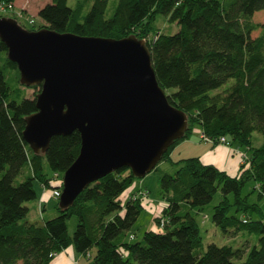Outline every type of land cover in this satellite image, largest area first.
<instances>
[{"label":"trees","instance_id":"obj_1","mask_svg":"<svg viewBox=\"0 0 264 264\" xmlns=\"http://www.w3.org/2000/svg\"><path fill=\"white\" fill-rule=\"evenodd\" d=\"M68 1L51 0L42 7L37 16L44 26L30 31L48 28L84 37L144 40L160 87L187 117L184 136L160 161L176 168L174 175L159 178L166 224L161 232L146 231L141 241L122 238L143 206L141 199L122 200L137 179L127 168L91 183L68 208L57 205L56 217L27 219L25 204L37 198L35 182L54 188L44 163L62 177L79 154L81 137L76 131L55 136L45 153L32 152L22 132L25 118L37 111L40 85L20 83L17 66L0 41V264H50L69 247L82 255L94 249L92 264H264V211L242 194L249 179L259 197L264 194V27L251 21L264 10V0H117L109 16L110 0H73L72 6ZM159 15L175 23L177 32L155 29ZM259 27L261 33L251 37ZM30 88L39 90L29 97ZM195 124L213 143L224 137L230 147L243 150L248 169L231 177L198 157L172 161V150L189 138ZM254 132L262 136L259 146L253 145ZM216 194L214 225L231 238L255 235L256 243L236 248L209 244L202 250L192 211H202ZM73 216L78 223L69 235L67 222Z\"/></svg>","mask_w":264,"mask_h":264},{"label":"water","instance_id":"obj_2","mask_svg":"<svg viewBox=\"0 0 264 264\" xmlns=\"http://www.w3.org/2000/svg\"><path fill=\"white\" fill-rule=\"evenodd\" d=\"M0 41L26 87L40 85L23 140L45 153L55 136L78 132L79 154L63 173L59 208L120 168L144 178L181 139L187 117L160 87L144 40L30 31L0 17Z\"/></svg>","mask_w":264,"mask_h":264},{"label":"rangeland","instance_id":"obj_3","mask_svg":"<svg viewBox=\"0 0 264 264\" xmlns=\"http://www.w3.org/2000/svg\"><path fill=\"white\" fill-rule=\"evenodd\" d=\"M50 2L51 0H16V3H13L12 5L13 6L12 10H4V11L0 10V15H2L3 17L15 18V15L21 12L23 16L21 18H18V22L22 27H24L27 30H31L33 29V27L39 28L41 26H44V23L38 18L37 13L42 7L49 4ZM116 2L117 0L109 1L108 10H107L108 16L111 15ZM73 3H74L73 0L68 1V5L70 6H72ZM30 21H33V24H31ZM251 21L254 24H258L264 27V10L254 13V15L251 18ZM154 26L155 29H157L160 33H164V34H173L178 30V27L175 23L168 22V20L162 15L157 16ZM262 27H259L257 30L253 31L251 33V37L254 38L258 36L261 33ZM148 38L149 40L152 39L151 37ZM38 90L39 89L37 88L34 89L30 88L26 90V94L29 97H31L34 93H37ZM219 91H222V89H220ZM201 134L202 131L200 126L195 124L192 128L189 138L186 139L192 144L187 143V141L184 140L186 142L183 143L178 149H176V151L172 155V158L174 160H179L183 158L195 157L199 149H201L202 146H205L206 144L201 141ZM262 141L263 139L261 134L254 132L252 137L253 145L258 146L262 143ZM228 148L237 149L235 146H231ZM246 167L247 165L244 167L241 166L240 169L242 168L245 169ZM175 170H176L175 166H173L170 162L162 161L159 164H157L155 169L152 170L149 174H147L144 178L141 179L137 178L133 181L129 189L135 191L136 193L140 191L145 192L147 193V195L143 197V200H141L143 206L137 222L134 224V226L130 231L124 234L122 238L130 241L131 240L130 235H133L134 239L132 241L135 242L141 241L143 234L146 231L157 228L158 217L162 215V210L164 207V200L162 198L161 189L159 186V178L164 174L174 175ZM44 173L48 178L52 180L50 182L53 183L55 174H53L52 171L49 169L47 163H44ZM255 186L256 185L253 179H249L244 185L242 194L243 196H248L247 199L249 203H257L259 205L264 202V196L259 197L258 192L255 190ZM35 188L37 191L36 200L25 204L30 209L27 219L29 221L41 222L42 220H49L56 217L58 215L57 205L59 200L51 196L50 192L52 190L49 189L47 191L48 197L45 200V205H44L45 209H44V207L42 206L43 200L41 199V195L43 191L41 183L36 181ZM218 201H219V194H216L212 203L206 206L202 211L194 214V217L198 222L200 228V234L202 237V250H205L209 244H215L217 246L228 245L236 248L246 245L249 240L256 243L257 236L255 235H248L246 233L245 234L243 233V235H240V237L238 238L236 237L231 238L223 234L221 230H219L214 225L211 216H212L213 206H215L218 203ZM41 206L43 208L40 210ZM254 217L255 216H253V219ZM77 223H78V219L75 216H73L71 219L68 220L67 228L69 235H72L74 233ZM71 250L75 257L71 259L72 260L74 259V261L76 260L78 261V262H74L73 264H92L91 255H93L95 251L94 249L91 250L87 255L78 254L73 249V247H71ZM60 254L58 256L53 257V259L51 260V264H60V262H63L62 264H67L63 261L64 255H60ZM16 264H22V263L17 262Z\"/></svg>","mask_w":264,"mask_h":264},{"label":"crops","instance_id":"obj_4","mask_svg":"<svg viewBox=\"0 0 264 264\" xmlns=\"http://www.w3.org/2000/svg\"><path fill=\"white\" fill-rule=\"evenodd\" d=\"M16 3V0L15 2ZM187 143H190L188 140H186ZM186 141H183L182 143L178 144L171 152L170 154V158L172 161L176 162L178 160H174L172 158V155L173 153L176 151V149H178L183 143H185ZM202 141V140H201ZM204 142V141H202ZM206 143L205 146H202L201 149H199L198 153H196L195 157H198L200 159V161L202 162V164L204 165H213L214 167H216L217 169H219L220 171H223L225 172L227 175L231 176V177H236V176H239L244 170H247L248 169V165L247 167L244 169H240V167H244L246 166V163L244 162H241L240 160V156L237 155L235 152H234V149L232 148H228L227 146L225 145H222V144H218V143H213V142H204ZM192 144V143H190ZM194 144V143H193ZM196 145V144H195ZM261 145V144H260ZM259 146V145H258ZM240 151V150H239ZM183 159H187V158H183ZM181 160V159H179ZM52 181V180H51ZM51 183V182H50ZM128 188L124 194L122 195V200L126 201L129 199V197L135 193V191L133 190H130ZM37 192V191H36ZM47 191H42V195H41V199L43 200V207L45 205V200L47 199ZM130 195V196H129ZM264 196V194H263ZM164 205H165V202H164ZM261 209L264 211V202L262 204H259ZM40 207V210L43 208V207ZM45 209V207H44ZM195 213H198L196 210H193L192 211V214H195ZM240 235H243V233H239L236 238L240 237ZM250 237V236H248ZM126 241H128L127 239H125ZM247 244H249L250 246L253 245V241L249 240L247 242ZM64 253V254H62ZM59 255V254H58ZM57 255V256H58ZM60 255H64L63 256V261L67 264H73L74 262H78L77 260L74 261V259L72 260L71 258H75L74 257V254L71 250V247L66 249L65 251L61 252ZM73 261V262H72ZM63 262H60V264H62ZM51 264V262H50Z\"/></svg>","mask_w":264,"mask_h":264},{"label":"built area","instance_id":"obj_5","mask_svg":"<svg viewBox=\"0 0 264 264\" xmlns=\"http://www.w3.org/2000/svg\"><path fill=\"white\" fill-rule=\"evenodd\" d=\"M13 9V6L12 5H6V4H0V10L4 11V10H12ZM23 15L21 12H19L17 15H15V17L17 18H21ZM31 24H33V21H30ZM156 40V38H155ZM201 140L204 141V142H214L212 139H209L207 138L203 133L201 134ZM218 144H222V145H225L227 147H230L229 145V142L224 138V137H220L218 139ZM234 152L240 156L241 158V162H244L246 163V165L249 166V161H248V157H247V154L243 151H239L238 149H234ZM52 186H54V188H52L50 194L51 196H53L54 198L58 199L60 198L61 196V192H62V185H63V180H62V177H60L59 175L55 174V177H54V181L53 183H50ZM42 188L44 191H48L49 188H46L44 185H42ZM147 195V193L145 192H135L134 194H132L130 198H132L133 200L135 199H141L143 200V197H145ZM159 219V223H158V226L156 229H153L155 231H163L164 229V226L166 224V220L164 218H162L161 216L158 217ZM134 236L133 235H130V239H133ZM57 256V255H55Z\"/></svg>","mask_w":264,"mask_h":264}]
</instances>
